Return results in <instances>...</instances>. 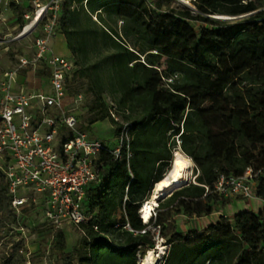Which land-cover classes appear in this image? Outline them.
Returning <instances> with one entry per match:
<instances>
[{
    "label": "trees",
    "instance_id": "trees-1",
    "mask_svg": "<svg viewBox=\"0 0 264 264\" xmlns=\"http://www.w3.org/2000/svg\"><path fill=\"white\" fill-rule=\"evenodd\" d=\"M189 1L193 7L170 10L148 0L63 1L57 35L77 67L69 91L76 95L80 86L92 97L79 129L109 119L117 134L108 96L132 136L129 164L108 150L100 154L101 180L87 190L90 219L81 224L85 254L78 264H137V254L155 247L151 226L166 238L164 264H264V207L222 215L202 233H180L173 223L175 214L210 215L230 201L213 191L221 174L240 177L251 168L254 193L264 200L263 0ZM245 14L232 22L210 17ZM191 21L206 25L197 29ZM177 139L197 183L159 199L156 217L145 223L140 210L169 170ZM17 225L0 167V264H26ZM54 248L66 249L62 230Z\"/></svg>",
    "mask_w": 264,
    "mask_h": 264
},
{
    "label": "built area",
    "instance_id": "built-area-1",
    "mask_svg": "<svg viewBox=\"0 0 264 264\" xmlns=\"http://www.w3.org/2000/svg\"><path fill=\"white\" fill-rule=\"evenodd\" d=\"M63 1L0 0L1 23L7 24L11 18L18 20L19 12L22 20L13 39L9 33L0 36V60L9 52L12 40L33 37L28 50L15 54L13 68L3 72L0 67V167L18 219L15 229L26 239L21 251L26 264H32L33 254L23 221L27 212L40 210L44 222L55 232L74 225L83 233L81 224L90 219L86 212L87 190L101 180L97 163L100 154L108 150L116 160H126L128 164L133 155L130 123L121 119L113 103L111 117L121 125L113 149L78 127L76 110L84 96L71 95L69 91L77 67L71 56L59 54L52 45ZM259 9H264V0ZM39 72L48 75L39 76ZM25 74L39 76L40 83L33 86L20 82ZM177 77L176 74L165 81L170 83ZM255 176L251 168L240 177L221 174L213 191L225 198H258L252 187Z\"/></svg>",
    "mask_w": 264,
    "mask_h": 264
},
{
    "label": "rangeland",
    "instance_id": "rangeland-1",
    "mask_svg": "<svg viewBox=\"0 0 264 264\" xmlns=\"http://www.w3.org/2000/svg\"><path fill=\"white\" fill-rule=\"evenodd\" d=\"M151 4V6L156 7L157 2L160 3L162 10H170L171 8H179L183 6L193 7L192 3L189 0H148ZM222 15H210V17L214 18L215 20L223 21V19H219ZM218 17V18H215ZM229 18L234 19H227L228 21H236L238 19H242V16L239 17H232L227 16ZM18 20L15 18H11L8 21V25H0V36H4V33H9L11 35V38L13 39L18 33H19V25ZM191 23L195 26V28L199 29L202 26H205L206 24L198 21H191ZM121 24V21L118 23ZM33 40V37H27L25 39L20 40H12L9 43L10 49L7 55H5L0 60V67L2 71L8 70L9 68H13L16 65V58L15 54L22 53L23 51L28 50L29 45L31 44ZM59 43V41H58ZM56 52H58L61 55H64L66 57H70L69 50L67 48V45L64 41H61L57 47ZM62 52V53H61ZM39 76H33L30 74L22 75L20 77V82L25 84H31L33 86L38 85L40 83ZM79 87L80 90L78 94H82L84 96V101L76 110V114L79 119V124H86V114L89 108V105L91 103L92 97L85 93L84 88ZM105 101L107 104H111V98L106 96ZM88 134L91 137L97 138L101 141H103L109 148L113 149L116 145V133H115V126L111 123L109 119L98 121L94 123L91 128L86 130ZM180 140L177 139V147L173 149V153L176 149L180 148ZM181 149V148H180ZM192 174L190 182L197 183L196 182V176L198 172L196 171V167L194 162L192 161ZM189 182V183H190ZM258 186V181L255 180L253 182V191L256 190ZM181 186H178L179 188ZM176 188V189H177ZM175 189V190H176ZM174 190V191H175ZM235 199H239L238 201L241 204H248V201L242 199V197L237 196L234 197ZM157 208V207H156ZM155 208V209H156ZM119 217V212H117V218ZM183 218V217H182ZM186 218H183L182 220L185 221ZM25 225L27 226V237L29 240L30 248L32 250V264H78L80 261V257H82L85 253L84 250H82L79 246L80 239L83 236V233L78 231L74 225L67 226L69 228L66 231H63L65 236V242H66V249L65 250H58L54 248V242H55V235L56 232L53 230V228L47 223L44 222L43 215L40 210H29L26 214V220ZM144 222V221H143ZM173 223L176 225V220L173 219ZM150 230L152 231L153 238L155 240V247L157 244H163L165 249L163 253L160 254V252H156L155 258H154V264H164V260L166 257L168 244L166 243V238L162 237L153 226L150 227ZM118 233L119 232H113L110 234V238L114 243L118 242ZM154 247V248H155ZM149 250L146 251V254H137V264H142L143 258L146 257Z\"/></svg>",
    "mask_w": 264,
    "mask_h": 264
},
{
    "label": "bare ground",
    "instance_id": "bare-ground-1",
    "mask_svg": "<svg viewBox=\"0 0 264 264\" xmlns=\"http://www.w3.org/2000/svg\"><path fill=\"white\" fill-rule=\"evenodd\" d=\"M227 17V16H219ZM173 168L163 180L155 185L153 195L147 200L140 210V214L144 222H148L153 216V210L158 206V199L165 198L170 195L178 186L188 184L192 174V159L187 156L182 150L176 149L173 153ZM165 247L163 244H157L155 248L148 251L145 258L142 260V264H154V258L156 252H160V256ZM164 254V253H163ZM156 263V262H155Z\"/></svg>",
    "mask_w": 264,
    "mask_h": 264
},
{
    "label": "crops",
    "instance_id": "crops-1",
    "mask_svg": "<svg viewBox=\"0 0 264 264\" xmlns=\"http://www.w3.org/2000/svg\"><path fill=\"white\" fill-rule=\"evenodd\" d=\"M0 25H8L0 22ZM61 41H64L67 45L66 39L62 34H59L55 37V39L52 41L53 48L56 51V47ZM68 48V46H67ZM69 50V48H68ZM62 53V52H61ZM69 55L71 56L72 53L69 50ZM31 85V84H30ZM237 197V196H234ZM234 197H231L230 201L220 207L219 209H216L212 214L205 215V216H187L185 214H175L173 216V219L176 220V229L178 232L186 234L190 231H198L200 233L206 231V229L219 221L220 217L222 215L227 216L228 218L232 219V217L241 211H259L264 207V202L260 198H254L252 200H247L248 204L244 205L241 204L238 200ZM243 199V198H242ZM186 218L185 221H183V218ZM69 228L66 227V230Z\"/></svg>",
    "mask_w": 264,
    "mask_h": 264
},
{
    "label": "water",
    "instance_id": "water-1",
    "mask_svg": "<svg viewBox=\"0 0 264 264\" xmlns=\"http://www.w3.org/2000/svg\"><path fill=\"white\" fill-rule=\"evenodd\" d=\"M215 18H218V17H215ZM219 19H234V18H229V17H221V18H219ZM172 168H173V163H171V166H170V168H169V170L165 173V175H167L168 174V172H170L171 170H172ZM164 175V176H165ZM156 184V183H155ZM155 184H154V187H153V190H152V192L154 191V189H155ZM158 201H159V199H158Z\"/></svg>",
    "mask_w": 264,
    "mask_h": 264
}]
</instances>
